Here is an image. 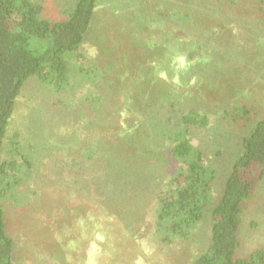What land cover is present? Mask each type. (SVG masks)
I'll list each match as a JSON object with an SVG mask.
<instances>
[{
    "label": "rangeland",
    "instance_id": "1",
    "mask_svg": "<svg viewBox=\"0 0 264 264\" xmlns=\"http://www.w3.org/2000/svg\"><path fill=\"white\" fill-rule=\"evenodd\" d=\"M39 1L44 5V15L54 21L65 19L64 9L75 0ZM176 10L192 13L195 22L189 28L177 24L169 17ZM175 35L181 40H192L193 47L201 45L200 53L204 54L207 75L213 77L212 83L217 84L216 95L222 97V100L215 98L204 102L211 114L210 123L202 130L191 131L192 143L218 167V184L213 190L212 200L205 207L203 217L189 240L165 246L154 236L155 193L165 186L174 171L162 130L168 131L169 125L173 127L176 117L172 113L174 117L167 121L166 111L153 109L149 115L153 120L152 134L158 137L161 134L155 146L158 154L154 159L147 156L146 161H150L144 163L145 169L130 173L128 183L117 181L120 194L114 198L120 212L138 215L139 222L132 225L134 232L128 235L115 221L116 232L109 240L105 239V234H98L100 225L92 226L93 239L89 241L83 228L88 222L92 225L93 220H99L102 215L97 210L101 205H95L94 201L106 198L88 191L94 190L95 183L99 186L105 183L106 178H96L95 171L87 168V173H79L81 180L76 177L80 180L78 183L75 181L77 171L72 174L75 170L68 162H65L68 166L64 167L58 161L59 155L62 158L76 156L88 165L91 161L83 157V144L77 145L74 136L89 141L90 144H84L87 147H96L107 139L113 140L114 127L106 124V120L108 116L116 119L114 111L123 101L111 78L123 83L127 75L125 72L133 75L131 80L142 72L148 74L145 65L140 63V58L148 50L142 48L156 36L161 40ZM80 50L86 54L83 59L86 67L104 66V71L112 74L106 78L99 77L98 83H90L89 87L84 86L74 94L65 92L62 96L75 104L80 96L88 92L98 95L101 98L99 111H96V114L101 112L98 117L79 119L73 108L61 106L58 96L45 89L35 77L24 84L16 101L10 132L20 130L22 134H28L35 131L45 135L47 141L59 143V147L47 148L37 161V169L29 181L30 200L21 208L11 202L6 205L7 229L15 240L13 264H190L209 244L212 207L218 203L220 186L242 151L245 120L233 118L231 101L236 99L239 103L253 105L250 124L264 118V1L98 0L95 16ZM180 54L185 55V52ZM178 64L181 67L185 65L183 56H179ZM182 81L180 77L175 78L171 88L176 95L189 96L186 92L189 83ZM223 96L229 99H223ZM225 108L229 113L224 111ZM111 109L112 114H107ZM91 120L92 124L89 123ZM64 121L67 124L74 122L77 128L53 134L46 130L49 124ZM61 135L67 141L62 142L64 136ZM78 149V152H73ZM215 152L219 155L215 156ZM91 195L96 199L93 200ZM86 206L93 208L85 213ZM89 211L94 215L89 220H81ZM72 212H77L78 216ZM79 212H84L83 218ZM104 225L109 232V227ZM238 235L241 245L236 255L239 257H248L253 250L264 246V176L245 203ZM61 238L66 242L59 241Z\"/></svg>",
    "mask_w": 264,
    "mask_h": 264
},
{
    "label": "trees",
    "instance_id": "2",
    "mask_svg": "<svg viewBox=\"0 0 264 264\" xmlns=\"http://www.w3.org/2000/svg\"><path fill=\"white\" fill-rule=\"evenodd\" d=\"M97 5L98 0H75L64 9L67 15L65 19L52 21L44 15V5L39 0H0V264H13L14 261L15 240L7 229V203L11 202L21 208L30 200L29 181L37 169V161L47 148L59 147V143L49 142L45 135L35 131L28 134H22L20 130L10 132L17 98L24 84L35 77L45 89L58 96L61 106L73 108L79 119H90L101 114H96L101 98L92 92L80 96L75 104L62 96L65 92L74 94L84 86L89 87L90 83H98L99 77L106 78L112 74L104 71V66L86 67L83 62L86 54L80 50ZM162 14L165 15L164 12ZM169 17L188 28L195 22L190 12L176 10ZM158 38L156 36L146 43L147 46H142V50L148 51L140 58V63L145 65L148 74L142 72L136 76L137 80L135 78L132 81L133 75L125 72L127 75L123 83L111 78L123 101L118 103L114 111L116 119L108 116L106 120V124L114 127L113 140L107 139L103 144L99 142L96 147H87L84 144H90L89 141L74 136L77 145L83 144L84 148L80 149L83 157L90 159L88 165L76 156L62 158L59 155L58 161L64 167L68 166H65V162H68L72 170H75L72 174L77 171V176H73L78 183L81 180L79 173H87L88 170L95 171L98 179L106 178L105 183L100 186L95 183L97 186L94 190L88 191L102 197L105 195L106 198H101L99 202L91 195L94 204L101 205L97 211L102 215L99 217L102 223L93 220L92 225L88 222L83 228L89 241L93 239L92 226L100 225L98 234H105V239L109 240L116 232L115 221L121 224L128 235L134 232L132 225L139 222L138 215L120 212L114 198L120 194L117 181L127 182L130 173L145 169L144 163L150 161H146L147 156L154 159L158 154L155 146L161 134L159 137L152 134L153 120L149 115L153 109L166 111L167 121L174 117L172 113L176 117L173 127L169 125L168 131L162 130V137L168 143V159L174 163V171L165 186L155 193L153 234L160 244L169 246L176 241L185 242L191 238L218 184L217 165L191 141L192 130H202L210 123L211 114L204 102L222 98L216 95L217 84L212 83L213 77L207 75L204 54L200 53L202 47H193L192 40H181L176 35L161 40ZM181 52H185V55H181ZM179 56L185 60L183 67L178 64ZM177 77L183 83H189L186 91L189 96L176 95L171 88ZM226 98L229 99L223 96V99ZM231 103L233 118L245 120V132L241 136L242 151L220 186L218 203L212 207L209 244L190 264H264V246L253 250L248 257L236 255L241 245L238 235L241 214L256 184L264 176V118L250 124L253 105L239 103L236 99ZM111 111L106 113L111 115ZM224 111L229 113L227 108ZM89 123L92 124L93 120ZM74 128H77L74 122L67 124L64 121L51 123L46 130L53 134ZM64 140L67 141L65 136L62 142ZM68 152L71 154V151ZM216 155L219 152H215ZM88 192L85 193L90 195ZM91 206H86L83 211L86 213V210L93 208ZM83 213L79 212L82 218ZM89 213L81 220H89L94 215ZM72 214L78 216L77 212ZM104 223L111 231H107ZM59 241L66 242L64 238Z\"/></svg>",
    "mask_w": 264,
    "mask_h": 264
}]
</instances>
